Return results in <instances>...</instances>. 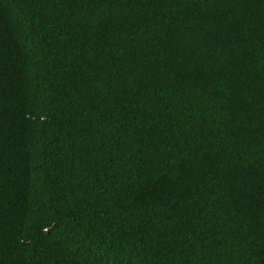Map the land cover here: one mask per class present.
Listing matches in <instances>:
<instances>
[{
    "label": "trees",
    "instance_id": "16d2710c",
    "mask_svg": "<svg viewBox=\"0 0 264 264\" xmlns=\"http://www.w3.org/2000/svg\"><path fill=\"white\" fill-rule=\"evenodd\" d=\"M0 264H264V0H0Z\"/></svg>",
    "mask_w": 264,
    "mask_h": 264
}]
</instances>
